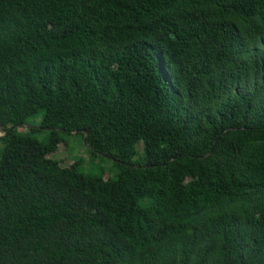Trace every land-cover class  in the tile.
Wrapping results in <instances>:
<instances>
[{
  "label": "trees",
  "instance_id": "trees-1",
  "mask_svg": "<svg viewBox=\"0 0 264 264\" xmlns=\"http://www.w3.org/2000/svg\"><path fill=\"white\" fill-rule=\"evenodd\" d=\"M19 124L0 264H264V0H0ZM69 138L114 175L50 159Z\"/></svg>",
  "mask_w": 264,
  "mask_h": 264
},
{
  "label": "rangeland",
  "instance_id": "rangeland-1",
  "mask_svg": "<svg viewBox=\"0 0 264 264\" xmlns=\"http://www.w3.org/2000/svg\"><path fill=\"white\" fill-rule=\"evenodd\" d=\"M23 128H18L22 132ZM0 135L2 132L0 131ZM40 138L38 135H36ZM2 144L0 142V149ZM140 143L136 144V149L140 151ZM49 158L56 161L60 166L67 167L73 161L81 162V167L85 171H102L104 177H111L114 175V168L108 162H99L97 159L89 155L85 146H81L76 139H68L66 146L60 145L56 151L49 155Z\"/></svg>",
  "mask_w": 264,
  "mask_h": 264
},
{
  "label": "water",
  "instance_id": "water-1",
  "mask_svg": "<svg viewBox=\"0 0 264 264\" xmlns=\"http://www.w3.org/2000/svg\"><path fill=\"white\" fill-rule=\"evenodd\" d=\"M18 128H24V129H36V130H41V128L39 127H31V126H26V125H16L13 127L8 128L5 132L2 133V135H0V138L5 136L7 133H9L10 131L14 130V129H18ZM45 131H52V129H42ZM82 144L85 145L84 139L82 140Z\"/></svg>",
  "mask_w": 264,
  "mask_h": 264
}]
</instances>
